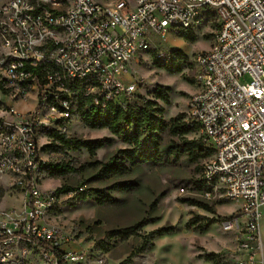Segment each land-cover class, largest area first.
Listing matches in <instances>:
<instances>
[{
    "label": "built area",
    "instance_id": "1",
    "mask_svg": "<svg viewBox=\"0 0 264 264\" xmlns=\"http://www.w3.org/2000/svg\"><path fill=\"white\" fill-rule=\"evenodd\" d=\"M213 22L211 47L194 58L199 88L184 121L214 151L201 164L205 196L241 204L242 214L222 223L238 231L235 264H264V0L3 2L0 93L33 95L35 105L17 121L11 100L0 102V176L26 196L19 213L0 217V264H92L89 254L68 248L73 238L48 218L62 196L42 187L48 132L69 134L81 93L96 106L128 109L141 84L130 74L132 61L155 49L169 62L174 55L162 46L170 31L197 32Z\"/></svg>",
    "mask_w": 264,
    "mask_h": 264
},
{
    "label": "rangeland",
    "instance_id": "2",
    "mask_svg": "<svg viewBox=\"0 0 264 264\" xmlns=\"http://www.w3.org/2000/svg\"><path fill=\"white\" fill-rule=\"evenodd\" d=\"M5 1L0 0V5ZM97 1L109 3L115 0ZM177 30L175 28L169 32L162 49H181L188 55L189 62L194 61L198 52L211 47L214 37L207 35L216 32L213 25L207 24L195 32L196 41L188 42L177 34ZM130 67L132 77L141 79L134 103L139 97L158 101L165 107L164 118L167 121L185 115L190 96L199 88L197 82L193 81L195 64L193 69L192 65H184L181 71L170 73L157 64L156 58L149 51L134 59ZM248 80V76L242 79ZM160 86L170 89L169 103L156 97V89ZM10 100L15 111L12 120H26L28 113L34 109L33 95L28 100H18L0 93V102L7 104ZM69 134L85 139H112L111 145L98 149L94 156L87 149L67 153L47 152L48 160L69 161L77 168V172L60 177L44 173V189H58L64 184L78 186L82 183V187L103 189L112 196L111 201L102 204L96 199L95 193L85 200L69 203L72 197L62 194L48 218L62 226L73 238L69 249L89 254L92 264H97L96 261L101 258L103 264H235L239 256L238 231L225 230L222 223L228 218L240 216L241 204L228 199L219 202L224 197L205 196V188L199 182L202 159L194 162L182 155L176 162L164 158L159 164L142 162L134 167L128 164L130 170L125 174L108 176L101 173L99 165L91 164L108 161L119 149L126 148L127 144L112 135L107 128L88 127L79 117L73 119ZM171 138L168 132H163L162 145L166 146ZM193 138L197 139L198 134H188V139ZM116 185H128L129 189H121ZM186 198L203 201L212 206L214 212L181 201ZM25 200L22 191L14 187L7 177L0 176V217L19 213ZM144 217H155L157 220L125 240L106 237L108 230L129 226ZM191 218H201L202 223L214 218L216 222L201 231L196 225H187ZM244 220L240 218L241 222ZM167 225H174L175 231L157 237L150 249L127 260L145 234ZM260 228L264 245V214ZM209 255L212 256L210 259L207 258Z\"/></svg>",
    "mask_w": 264,
    "mask_h": 264
},
{
    "label": "trees",
    "instance_id": "3",
    "mask_svg": "<svg viewBox=\"0 0 264 264\" xmlns=\"http://www.w3.org/2000/svg\"><path fill=\"white\" fill-rule=\"evenodd\" d=\"M211 25L214 28L217 27L216 22H213ZM177 34L188 42H194L197 39L196 33L193 30H178ZM207 36H213V34ZM171 51L174 57L169 62L159 61L156 57L155 49H152L150 52L156 58L157 64L170 73L181 71L184 65H192V69L194 68V61L189 62L188 55L184 51L181 49H172ZM193 81L195 82V77ZM169 90V88L163 86L158 87L156 89V97L165 103H169ZM139 98L128 109H124L112 103H108L105 107L96 106L93 103L92 96H85L82 93L76 96L74 110L76 117L81 118L90 128H107L112 135L127 144L126 148L119 149L108 161L90 163L91 165H99L101 173L108 176L125 174L130 170L129 165L134 167L142 162L159 164L164 161V158L176 162L182 155H186L189 160L194 162L200 159L204 161L213 155V149L203 146L201 139H188V134L196 133L197 128L190 127L184 121V114L167 121L164 118L165 107L163 105L156 100H147L143 97ZM163 132H168L172 136L166 146H163L161 143ZM48 136L50 142L44 146V150L52 153H67L71 150L87 149L94 156L98 149L112 144V139L108 137L85 139L59 130H50ZM43 172L52 177H60L77 172V168L69 161H56L51 159L43 166ZM199 182L205 188L201 178H199ZM82 186V183L78 186L64 184L57 189V193L61 195L70 191L75 192L73 197L68 201L69 203L85 200L94 193L97 195L96 199L101 204L106 201H111L112 196L106 190L85 188L81 191L80 187ZM116 186L121 189H129L128 185ZM181 201L214 212L212 206L198 199L186 198L181 199ZM219 202H226V199H220ZM154 204L155 202L153 206ZM156 220L157 218L155 217H144L129 226L108 230L106 237L108 239L125 240ZM214 222H216L214 218L206 223H202L201 218H191L187 225H196L201 231H204ZM174 231V225H167L145 234L140 245L131 251L127 260H130L136 254L144 253L150 249L154 245V240L157 237ZM211 257L209 255L207 258L210 259ZM62 264L65 263L63 262Z\"/></svg>",
    "mask_w": 264,
    "mask_h": 264
}]
</instances>
